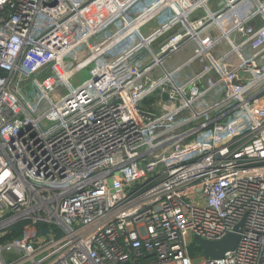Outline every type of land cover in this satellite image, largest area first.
I'll return each instance as SVG.
<instances>
[{
    "label": "built area",
    "instance_id": "1",
    "mask_svg": "<svg viewBox=\"0 0 264 264\" xmlns=\"http://www.w3.org/2000/svg\"><path fill=\"white\" fill-rule=\"evenodd\" d=\"M2 240L0 264H264V0H0Z\"/></svg>",
    "mask_w": 264,
    "mask_h": 264
},
{
    "label": "water",
    "instance_id": "2",
    "mask_svg": "<svg viewBox=\"0 0 264 264\" xmlns=\"http://www.w3.org/2000/svg\"><path fill=\"white\" fill-rule=\"evenodd\" d=\"M241 226L242 225L236 228L237 232L229 233L224 238L217 241L204 239L195 235L196 243L202 249V253L206 258L210 259L222 257L225 252H227L228 250H233L236 247L237 242L240 238L238 230H241ZM47 231L48 229L42 230L43 233Z\"/></svg>",
    "mask_w": 264,
    "mask_h": 264
},
{
    "label": "rangeland",
    "instance_id": "3",
    "mask_svg": "<svg viewBox=\"0 0 264 264\" xmlns=\"http://www.w3.org/2000/svg\"><path fill=\"white\" fill-rule=\"evenodd\" d=\"M187 48H188V49H191L192 47H191V46H188ZM188 51H189V50H188ZM187 54H188L187 51H180V52L176 53L172 59H169L168 61H166V63H165L166 68H167L168 70H171L172 67H173L174 65L179 64V63H181L182 61H184L185 58H186V56H187ZM90 72H91V69H85V70H83V71L80 73V76H81L82 74H84V75L86 76V78H88V77H90V75H91ZM77 81H78V80H75V81H74L75 84H77ZM11 229H12V227H11ZM54 234H55L56 237H60V236H61V232H60V231L55 232ZM48 237H52V236H51V235H48ZM8 239H9V238H8ZM8 239H6V240H8ZM6 240H2V241H0V242L6 241ZM192 243H193V242H192ZM193 244H196V243H193ZM199 248H200V247H199ZM191 252H192V253H191L192 257L196 258V262H200V261H202V260L205 258L204 254L202 253V249H201V248H200V249H196V248L193 246L192 249H191Z\"/></svg>",
    "mask_w": 264,
    "mask_h": 264
},
{
    "label": "trees",
    "instance_id": "4",
    "mask_svg": "<svg viewBox=\"0 0 264 264\" xmlns=\"http://www.w3.org/2000/svg\"><path fill=\"white\" fill-rule=\"evenodd\" d=\"M20 225H21V223H17V224H15V225L12 227V229H11V233L7 236V238H8V237H11V236L14 235V234H16V233L18 232V228L20 227ZM193 243H196V242H193ZM193 243H192V245H191V249H192L193 246H194L196 249H200L199 246L197 245V243H196V244H193ZM191 249H190V254L192 253V252H191Z\"/></svg>",
    "mask_w": 264,
    "mask_h": 264
}]
</instances>
